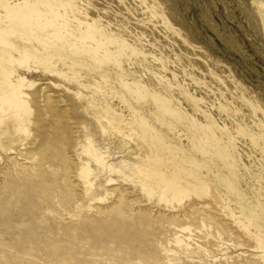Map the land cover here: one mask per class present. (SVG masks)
<instances>
[{
	"label": "bare ground",
	"instance_id": "1",
	"mask_svg": "<svg viewBox=\"0 0 264 264\" xmlns=\"http://www.w3.org/2000/svg\"><path fill=\"white\" fill-rule=\"evenodd\" d=\"M238 2L254 32L264 38V0ZM179 8L177 0H0V145L23 138L34 167H41L39 151L32 153L29 147L33 109L28 90L34 84L22 73L39 68L84 90L93 87L107 97L101 103L87 91H73V96L93 115L102 135L134 142L141 162L134 173L147 197L158 193V203L167 209L182 207V215L138 210L130 217L131 212L117 205L118 216L89 220L87 227L97 232L99 222L104 234L151 258L148 243L160 228L168 227L173 246L185 250L192 244L202 248L194 242V229H213L216 240L232 235L217 218L221 211L249 239L244 245L258 253L241 258L240 264H264V108L257 112L258 95L243 85L237 69L199 43ZM147 14L156 20L151 26L145 23L149 17L143 18ZM211 14L207 7L201 12L203 23L244 56L235 36ZM58 138L65 143V135ZM86 139L80 146L84 155L112 170L98 141ZM49 143L43 147L48 149ZM89 163L77 169L83 191L93 186ZM40 175L47 178L46 169ZM62 182L73 183L66 169ZM118 200L124 204V195ZM212 233L208 236H216Z\"/></svg>",
	"mask_w": 264,
	"mask_h": 264
},
{
	"label": "rangeland",
	"instance_id": "2",
	"mask_svg": "<svg viewBox=\"0 0 264 264\" xmlns=\"http://www.w3.org/2000/svg\"><path fill=\"white\" fill-rule=\"evenodd\" d=\"M177 3L199 43L207 44L214 56L226 61L233 70L237 69L243 85L258 95L261 108L257 112L262 114L264 89H260L259 84H264V38L254 32L251 23L247 22L245 14L238 7V0H177ZM206 7L210 8L213 21L235 36L244 56L231 51V47L224 45L203 23L201 12ZM146 12L143 10L144 14ZM145 16L150 19L148 22L145 20L147 26L156 21L148 14L143 18ZM261 17L264 19V13ZM147 39L151 42V39ZM148 42L143 41L142 44L149 47ZM22 75L34 84L28 90L33 109V123L30 126L33 140L29 147L32 153L39 151L42 165L34 167L23 138H15L4 147L0 145V264H240L241 258L258 254L244 245L249 239L221 211L217 218L228 225L232 235L216 240L218 238L213 229H194V242L202 248L190 241L191 249L185 250L173 246L168 227L160 228L148 243L149 252L152 250L154 254L151 258L143 257L139 250L128 249L124 241L109 237L106 231L104 234L105 226L99 222L95 223L97 232L90 230L87 227L89 220L118 216L117 205L131 212L133 215L130 217L138 210L148 211L151 215L161 212L182 215V207L167 209L158 203V193H154L149 197L152 200H149L141 179L134 173L136 164L141 163L134 142L112 133L102 135L95 118L80 104L81 99L73 96V91L93 94L98 103L102 102V97H106L104 94L93 92V87L92 90H84L75 81L39 71V68ZM46 97L47 102L44 101ZM62 135L66 139L61 145L58 137ZM87 137L98 141L96 144L100 146L103 161L111 164L112 170L84 155L80 146L86 145ZM47 140H50L48 149L43 147ZM86 162H90L93 169V186L83 191L78 183L77 169L84 167ZM124 166L127 168L123 169ZM120 168L122 171L118 172ZM41 169H46L47 178L40 175ZM65 169L68 180L73 182L68 186L62 182ZM28 170L35 172L29 174ZM110 178L112 181H108ZM120 194L124 195V204L118 200ZM106 195L104 200L99 201L100 197ZM186 205L184 203L183 207ZM197 208L198 213L204 216L200 205ZM182 222L185 224L183 219ZM208 232H214L212 234L216 236L209 234V237ZM198 233L202 236H197ZM237 241L238 244H235ZM222 244L226 247H220ZM238 254L242 256L234 257Z\"/></svg>",
	"mask_w": 264,
	"mask_h": 264
}]
</instances>
